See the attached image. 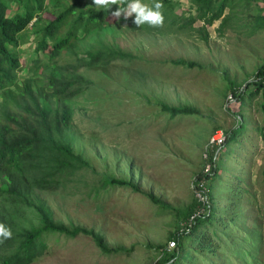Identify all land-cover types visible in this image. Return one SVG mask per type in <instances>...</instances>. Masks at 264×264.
<instances>
[{"label":"rangeland","instance_id":"rangeland-1","mask_svg":"<svg viewBox=\"0 0 264 264\" xmlns=\"http://www.w3.org/2000/svg\"><path fill=\"white\" fill-rule=\"evenodd\" d=\"M151 1L142 0L148 5ZM172 1L180 5L177 10H189V0ZM239 6L230 26L219 31L216 22L208 28L207 40L195 29L202 25L197 22L195 28L175 33L173 28L143 32L120 24L115 32L90 34L78 42V53L101 43L130 57L107 67L79 70L91 87L72 101L69 136L73 153L91 169L75 172L64 186L40 193L39 199L56 225L93 230L107 247L127 251L104 255L90 237L50 235L43 255L32 264H155L159 259L155 247L173 248L169 238L178 220L144 194L172 208L190 204L196 197L194 177L204 170L203 155L216 152L209 147L211 136L235 127L232 113L238 112L247 131L239 145L237 138L231 143L220 178L211 183L214 208L227 225L215 224L219 230L215 234L213 226L201 229L213 242L214 252L196 250L201 233L190 240L192 246L185 239L181 264H264V143L255 130L262 116L256 99L242 106L227 103L233 100L227 91L246 90L264 63V28L256 27V20L264 18V1L249 0L242 10ZM46 19L52 16L47 14ZM34 47L30 41L15 49L21 63L33 55ZM177 60L197 67L172 64ZM158 104L192 107L201 115L170 117ZM107 177L130 181L140 192L108 185L97 189ZM235 250L242 253L232 255ZM244 250L249 262L240 258Z\"/></svg>","mask_w":264,"mask_h":264},{"label":"trees","instance_id":"trees-1","mask_svg":"<svg viewBox=\"0 0 264 264\" xmlns=\"http://www.w3.org/2000/svg\"><path fill=\"white\" fill-rule=\"evenodd\" d=\"M161 2L163 26L151 27L145 23L137 27L133 23L134 16L117 19L111 15L117 7H126V4L112 5L106 10L97 8L92 0H0V96L3 97L0 102V223L10 228L12 233L10 239L0 238V264H32L43 255L47 248L46 238L50 235H62L68 239L87 236L104 255L126 253L123 248L107 247L102 236L93 230L56 225L39 195L56 192L75 172L91 169L86 160L73 153L69 136L74 111L72 101L91 87V82L81 76L79 70L107 67L130 57L115 46L101 43L96 49L78 53L79 41L90 34L115 32L120 24H128L143 32L171 31L173 28L175 33L195 28L197 22L202 25L195 29L203 35V40H207L209 27L216 22L220 23L219 31L230 26L238 16L234 8L240 4L242 10L249 5V0H189V10L181 8L180 11L176 9L180 7L177 2ZM152 3L153 0L150 5ZM185 12L191 13L185 16ZM47 14L52 19L45 22ZM256 25L259 29L264 28V18L256 20ZM30 41L35 45L33 55L21 63L15 49ZM172 64L189 69L197 67L194 62L184 60L173 61ZM250 87L252 90L247 92ZM245 89L231 87L227 92L233 100L227 103L242 106L245 102L258 100L262 119L255 130L264 143V63L256 69ZM158 105L161 112L170 117L200 114L192 107ZM232 114L236 118V126L222 130L225 140L222 146L212 147L216 152L208 155L209 171L196 174L193 180L196 186L203 182L206 204L194 198L186 207L177 209L162 203L152 194H144L155 206L169 209L178 220L176 231L169 238L175 246L172 249L165 245L155 247L159 252L155 264H181L187 249L183 241L189 239L192 246L190 240L193 241L197 233L201 234L196 238V250H216L201 229L213 226L214 232L211 233L215 234L219 231L215 224L219 227L227 225L225 216L214 208L211 183L219 180L223 171L222 161L230 155L231 143L237 138L235 143L239 145L247 131L242 113ZM107 185L140 192L130 181L109 177L97 189L105 190ZM200 209L204 210L203 214L190 220ZM238 253L235 250L232 255ZM240 255L242 261L243 257L247 262L251 259L245 250Z\"/></svg>","mask_w":264,"mask_h":264},{"label":"clouds","instance_id":"clouds-1","mask_svg":"<svg viewBox=\"0 0 264 264\" xmlns=\"http://www.w3.org/2000/svg\"><path fill=\"white\" fill-rule=\"evenodd\" d=\"M92 4L97 8L109 10L112 5L126 4V7H117L111 15L117 19L121 16L124 19L133 17V23L139 27L148 24L151 27H162L164 23L163 4L161 0H153L151 5L145 4L142 0H92ZM12 5V4H11ZM14 5H12L13 7ZM3 97L0 96V99ZM2 102V100H0ZM11 229L0 223V238L10 239Z\"/></svg>","mask_w":264,"mask_h":264},{"label":"built area","instance_id":"built-area-1","mask_svg":"<svg viewBox=\"0 0 264 264\" xmlns=\"http://www.w3.org/2000/svg\"><path fill=\"white\" fill-rule=\"evenodd\" d=\"M225 140V136H224V133L222 130H219L217 131V134L215 136H211L210 140H209V147H220L222 146L223 142ZM204 157V170L203 172H207L209 171L210 169V164L207 162L208 160V154L207 152L204 153L203 155ZM194 194H195V198L197 199L198 202H200L201 204H206L207 202V197H206V194H205V187H204V184L203 182H200L199 184L194 185ZM204 210L203 209H200V210H197L193 215L192 217L190 218V220H193L194 218L200 216L201 214H203ZM171 246H175V243L172 241L170 243Z\"/></svg>","mask_w":264,"mask_h":264}]
</instances>
